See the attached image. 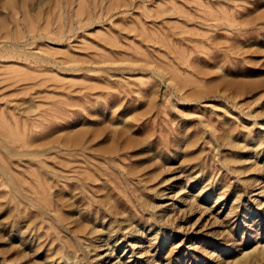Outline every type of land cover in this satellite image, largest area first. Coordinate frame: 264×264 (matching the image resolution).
Masks as SVG:
<instances>
[{
  "label": "rangeland",
  "instance_id": "1",
  "mask_svg": "<svg viewBox=\"0 0 264 264\" xmlns=\"http://www.w3.org/2000/svg\"><path fill=\"white\" fill-rule=\"evenodd\" d=\"M0 264H264V0H0Z\"/></svg>",
  "mask_w": 264,
  "mask_h": 264
}]
</instances>
